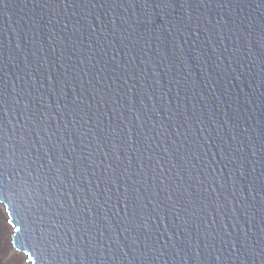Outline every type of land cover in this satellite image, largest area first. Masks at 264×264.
Segmentation results:
<instances>
[{
  "label": "water",
  "instance_id": "95a60500",
  "mask_svg": "<svg viewBox=\"0 0 264 264\" xmlns=\"http://www.w3.org/2000/svg\"><path fill=\"white\" fill-rule=\"evenodd\" d=\"M0 129L30 264H264V0H0Z\"/></svg>",
  "mask_w": 264,
  "mask_h": 264
},
{
  "label": "rangeland",
  "instance_id": "374dc122",
  "mask_svg": "<svg viewBox=\"0 0 264 264\" xmlns=\"http://www.w3.org/2000/svg\"><path fill=\"white\" fill-rule=\"evenodd\" d=\"M11 231L12 229L0 209V264H28L24 256L11 247L9 240Z\"/></svg>",
  "mask_w": 264,
  "mask_h": 264
},
{
  "label": "bare ground",
  "instance_id": "6f19581e",
  "mask_svg": "<svg viewBox=\"0 0 264 264\" xmlns=\"http://www.w3.org/2000/svg\"><path fill=\"white\" fill-rule=\"evenodd\" d=\"M2 207V208H1ZM0 209L3 211V213H4V216H5V218H6V220H7V224L9 225V227L12 229V231H11V234L14 232V227L13 226H11L9 223H8V216H7V213H6V210H5V207L4 206H2V205H0ZM11 234H10V238H11ZM10 240V239H9ZM11 247L14 249V251H16L15 250V248L13 247V244H12V242H11ZM19 253V252H18ZM21 255H23L24 256V258H25V261L27 262V256L25 255V254H23V253H20ZM28 264H30L29 262H27Z\"/></svg>",
  "mask_w": 264,
  "mask_h": 264
},
{
  "label": "snow or ice",
  "instance_id": "6c2138e0",
  "mask_svg": "<svg viewBox=\"0 0 264 264\" xmlns=\"http://www.w3.org/2000/svg\"><path fill=\"white\" fill-rule=\"evenodd\" d=\"M0 132H2V129H0ZM4 197H5L4 188H3L2 185H0V204H3L4 203ZM9 223H11V222L9 221ZM17 231L19 232L20 230L17 229ZM25 238H26V240H28L27 235H26Z\"/></svg>",
  "mask_w": 264,
  "mask_h": 264
}]
</instances>
